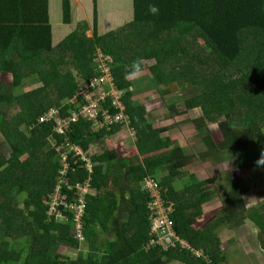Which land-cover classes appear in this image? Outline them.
<instances>
[{"label":"trees","instance_id":"16d2710c","mask_svg":"<svg viewBox=\"0 0 264 264\" xmlns=\"http://www.w3.org/2000/svg\"><path fill=\"white\" fill-rule=\"evenodd\" d=\"M66 2L63 20L70 24ZM149 4L158 6V14L148 12ZM132 10V20L115 31L100 35L95 14L92 38L86 36V29L77 30L52 45L48 0H0V74L13 79L12 84L0 82V136L4 140L0 147V264H226L218 229L242 226L244 218L259 229L264 246V201L245 210L243 198L251 186L264 184V168L254 164L264 150V0H132ZM98 48L115 60L111 71L120 80L118 90H125L120 100L136 137L138 155L149 156L141 161L138 155L121 159L115 150H108L91 158V170L77 156L69 158L65 169L54 159L51 137L85 147L97 144L110 131L96 130L93 120L80 116L60 133L54 120L42 119L56 107L60 119L79 110L73 101L79 102L75 96L80 83L73 70L80 67L90 80L95 75ZM137 58L144 71L151 73V86L172 89L166 91L169 102L185 99L190 108L201 110L202 115L191 123L205 155L229 164L221 180L229 188L230 199L214 220V229L193 226L202 213L197 207L207 200V182L180 192L167 184L188 174L180 169L190 157L159 137L165 129L153 128L144 107L131 100L128 88L135 80L124 79L125 66ZM35 81L42 84L18 100L14 91ZM54 94L65 102L55 103ZM232 96L243 108L235 106ZM117 113L115 109L113 115ZM206 121L217 125L220 142L202 134L207 132ZM244 122L254 131V140L239 142L238 130ZM123 126L118 123L111 132L116 134ZM3 148L7 155L2 154ZM235 169L247 170L249 176L238 177ZM162 170L167 175L157 182L165 204L171 202L166 214L176 236L170 237L175 244L170 242L163 249L157 242L149 243L160 232H151L157 215L150 209L152 198L140 189L144 177ZM84 182H89L90 192L84 195L85 223L77 228L84 236L80 241L70 223L77 212L71 203H79L83 195L76 186ZM58 185H63L64 202L57 205L59 214H49L48 202ZM28 186L36 187L28 193L25 206L34 208L18 217L13 213L17 196ZM116 212L127 214L125 221L118 220L117 228L110 224ZM100 231L113 233L106 252L99 251ZM81 243L88 247L86 258L80 253L73 259L56 252L60 245L74 249ZM6 247L10 250L4 251Z\"/></svg>","mask_w":264,"mask_h":264},{"label":"rangeland","instance_id":"374dc122","mask_svg":"<svg viewBox=\"0 0 264 264\" xmlns=\"http://www.w3.org/2000/svg\"><path fill=\"white\" fill-rule=\"evenodd\" d=\"M106 4L107 8L105 7V10H101H103L104 14L110 21H118V27L132 20V7L129 3L116 0L114 2H108ZM92 10L93 8H90L91 18L88 19L87 17V19H85L83 17L80 20L78 19V21L76 19L74 23L67 25V28L65 30L67 37L73 31H79L84 29H86V36H88L89 38L93 37L92 28L94 14H92ZM98 33L100 35H102L101 33H103V35L105 34L102 31H98ZM56 35H58L57 39L59 38V40L64 38V35H59V33ZM57 39L54 40L55 45L60 43ZM198 43H201V40H199ZM96 60H100V55H97ZM109 62L111 64H114L115 60L110 56ZM106 66L107 65L102 64L99 68L101 69V73L98 74L99 77H111L110 67L109 70H107L106 72H104L103 70ZM73 74L74 77L77 79L78 83H80V85H83V83L86 82V78L84 77L80 67H76L73 70ZM150 78L151 73L144 71L143 74L139 77V79H136L134 81L133 85L128 88V90L132 93L131 100L134 104L141 105L144 107L145 118L153 128L165 129V131L159 134V137H161L162 139H168L172 144V147H180L184 156L190 157L189 162L180 169L181 172H187L188 174L175 180H169L167 184H170L173 187L174 191L180 192L186 189L187 187L194 185L195 183H201L202 181L207 182L206 187L209 191L207 200L204 201L199 207H197L202 210V213L195 218L193 226L201 229L207 225L208 229H214L216 224L214 220L223 214V205L230 199V196L228 195L229 188L226 182L221 180V176H223V174L229 169V164L228 162H219V160L214 159V156L209 157L208 154L205 155V148L200 142V136L196 134V131L194 130V124L191 123L192 120L197 119L199 116L202 115L201 110L199 108H190L191 104L189 102L186 103L185 99H182L181 101H176L175 103L169 102V100H167L169 95L166 94V91H172V89L170 90L165 85L153 87L151 86V84H149ZM12 80L13 79L11 75L0 74V82L12 84ZM118 82H120V80L115 81L113 84H110L109 86L111 87V89L103 90V93L107 91L108 93H113L116 96L115 103L117 107L120 102V97L125 91L118 90ZM41 84L42 83L40 81H35L34 84L28 88H18L14 91V94L16 95L18 100H21L25 97L24 94L26 93V91L34 89L40 86ZM232 98L237 108H243V105L240 104L235 97L232 96ZM52 100L55 103L65 102L62 101V99L57 94L52 95ZM73 102L75 103V106L81 105V103L76 101L75 99ZM101 106L102 108L100 107L99 110L106 112L103 118L104 125H99L101 119L100 118L99 120H97V124L94 123V129H105L111 132L112 129H114L113 127L116 125V123L112 125L109 124V115L107 111H109L110 113H114L115 108L109 106V108H112L111 111L109 108H105V105ZM53 109L55 111L53 117L57 120H60L59 109L57 107ZM128 122L129 121L126 120L124 126L120 128L121 131H118L119 133L113 134L112 132H109L104 135L103 138H101V140H99L97 144L81 147L83 149V157H85V159L87 160H90V163L93 166L94 163L91 162V158L93 156L100 155L108 150H115L118 155V158H131L132 160V156L138 155V151L136 147V137L134 135V131L129 126H127ZM102 127L104 128L102 129ZM204 128L207 132L202 133L203 135H210L215 142H220L222 140L221 133L216 124H210L206 121V126H204ZM63 130H66L65 127H63ZM253 135L254 131H252L251 127H249V124L244 122L242 128L240 127V129L238 130V138H240L239 142L254 140ZM66 141L67 138L64 142L59 143L58 140L54 137L50 138L49 146L54 150V159H58L59 163L64 162L63 155L69 152V149L66 145ZM103 142L104 145L101 144ZM3 143L4 140L0 136V147L3 146ZM2 154L7 155V148L2 149ZM74 156V153L68 155V157L70 158H73ZM146 156L149 155L143 156L139 154L137 157L141 161ZM22 159H25V157H23ZM233 173L238 177L247 178L249 176L248 171L244 169H235ZM154 175L155 176L153 177L155 178V180L160 181L163 176L167 175V171L162 170L161 172H157ZM114 178L115 175H112L111 183L113 184V186L116 187V184L113 180ZM35 187L28 186L24 188V190L17 196V203L15 204L13 209L14 215L18 217H23L25 215H28L30 209L34 208L26 207L25 199L27 198L28 193L33 191ZM88 192H90V187L87 189V193ZM79 193L80 195L82 194V192L80 191ZM71 198H76V196ZM243 198L245 203V210H248L255 206L259 207L261 202L264 201V184H260L258 186H251L250 190L244 195ZM164 205L165 206H162V208H166L167 206H169L170 208L171 202ZM262 210H264V208ZM159 215L161 216L162 213L159 212ZM126 216L127 214L125 212H116L110 224L117 228L118 220L125 221ZM82 218L83 215L81 216L80 220L74 219V221L70 223L73 226H79V224L82 226V224L85 223ZM30 219H32V217ZM242 224V226H236L233 229H229L227 227H220L218 229V232L220 233V249L222 250L224 255L227 256L226 264H264V246L262 245L260 237L257 234V231H259V229L248 218H244ZM99 233H101L99 235H102V238H98L97 244L100 247H103V249H100L99 247V251L106 252L108 243L113 238V233L106 234L101 231ZM160 234L162 236V233ZM75 237L79 238L80 241H82V239L84 238V236L82 237V233H78V231L75 232ZM170 242L171 245L175 244L173 240H171ZM165 244H161L162 249L163 245ZM180 244H182L181 246H184L187 243L185 241H180ZM8 250H10L9 247H6L4 249V251ZM56 252L64 256H69L73 259L76 258V255L78 253L82 254L85 258L89 255L87 245H83L82 243L79 245V248L74 249L69 248L65 245H60L56 248Z\"/></svg>","mask_w":264,"mask_h":264},{"label":"built area","instance_id":"2783aa9c","mask_svg":"<svg viewBox=\"0 0 264 264\" xmlns=\"http://www.w3.org/2000/svg\"><path fill=\"white\" fill-rule=\"evenodd\" d=\"M100 60L96 62L99 64V68L101 67L102 64L107 65L103 70L104 72H106L107 70H109V67L111 68V63L109 62L110 56L106 55L102 52H100ZM111 71V69H110ZM106 84H113L112 83V77H99V78H95L92 80V82L90 84H86L85 88L82 89V93L84 95V97L86 98V100L88 101V105H84V106H80L79 110L77 111H72V115L68 118H64V119H60L57 120L55 119L54 116V109H52L51 111L48 112V114H45V116L43 117L42 120L45 121H50V120H54L57 123L56 126V131L60 132V133H64L63 127H69L70 124L72 122H77L79 120L80 116H83L85 118H88L90 120H93L95 124L98 123L97 120H99V115H98V104L97 102L101 99L104 101H107V99L111 100V104L112 107H114L115 109L118 110V113L113 115V113H110L109 111H107L108 115H109V119L108 122L110 125L116 123H126V120H128V116L124 113V105L119 102L118 107L116 106L115 103V95L113 93H108L107 91L103 93V90H106L105 85ZM94 90H96L98 93H96L98 96L95 98V94H94ZM107 97V98H106ZM106 108V107H105ZM111 109V108H109ZM104 111H102V115H101V119L99 122V125H104V121L103 118L105 116ZM124 119V120H123ZM129 121V120H128ZM129 123V122H128ZM128 126V125H127ZM60 128V129H59ZM104 128V127H102ZM66 145L69 149V152L67 154L63 155L64 158V162L61 163L63 165V167L66 169L69 168V158L68 155L71 153H74L75 156H77L79 158L80 161L85 162V167L87 169L92 168V165L90 163V160L85 159V157H83V152H82V148L78 145H74L73 143H71L70 141H66ZM92 162V161H91ZM63 174L65 173L64 171L62 172ZM90 187L89 182H84L83 184H78L76 186V188L82 192L83 196H79L78 198V204L74 205L75 203H71L73 206L76 207V220H80L81 216L84 213V208H85V194L87 193V189ZM63 189V185H58L56 190L57 192L53 195L52 200L50 202H48L50 208H49V214L51 213H57L56 210L58 209L57 205L62 201L61 195H60V190ZM141 190L142 191H146L150 197L152 198V201L149 202L150 205V209L155 210L156 215L151 223V232L152 233H157L160 232L161 234H158V239H153L151 238L149 240V243H154L157 242L159 244H165L163 245V248H167V245L170 243L171 239L170 237L174 236V233L172 232V228H171V220L169 219V217L166 214V210L170 209L169 206H167L166 208H162V206H165V202L166 200H164L160 194L161 188L158 186V182L151 176H146L144 177V179L141 182ZM71 205V206H72ZM171 207V205H170ZM162 208V209H161ZM159 212L162 213V215H159ZM59 214V213H57ZM61 216V215H60ZM82 226L79 224L78 228H81ZM176 237V236H174ZM187 245V244H185ZM188 247V245H187Z\"/></svg>","mask_w":264,"mask_h":264},{"label":"crops","instance_id":"0c3cea01","mask_svg":"<svg viewBox=\"0 0 264 264\" xmlns=\"http://www.w3.org/2000/svg\"><path fill=\"white\" fill-rule=\"evenodd\" d=\"M66 1L69 2L70 10H71V12H70L71 23L70 24L74 23V21L76 19L78 21V19L80 20L83 17L85 19H87V17H88V19L91 18L90 8H93V10H92V14H94L93 24L95 22L94 18H95V14H96L97 15V25L99 26L98 31H102L105 34H107L111 31H115L117 29V27L119 25L118 21H110L103 12V10H105L107 8L106 3L114 2L116 0H48V15H49V24L51 25L52 45H55L54 40L57 39L58 35H56V34H58V33H59V35H64V38L60 39L61 41L59 40V38L57 39L58 42L61 43L64 39L67 38L65 30L67 28V25H69V24L64 23V20H63L64 19L63 7L67 3ZM118 1H124L126 3H129L130 6L132 7V0H118ZM89 5H90V7H89ZM101 9H103V10H101ZM101 12H102V14H101ZM132 12H133V10H132ZM101 34H103V33H101ZM58 44H56V45H58ZM118 131L120 132L121 130L119 129Z\"/></svg>","mask_w":264,"mask_h":264},{"label":"clouds","instance_id":"9594fccd","mask_svg":"<svg viewBox=\"0 0 264 264\" xmlns=\"http://www.w3.org/2000/svg\"><path fill=\"white\" fill-rule=\"evenodd\" d=\"M148 12L150 14H153V15H156L158 14L159 12V8L157 5L155 4H149L148 5ZM97 50L99 51H96L95 52V62H96V57L97 55L100 54V52L106 54V55H109L111 56L110 54L104 52L102 49L98 48ZM112 57V56H111ZM101 69H99V64L96 62V65H95V75L90 79V80H86L85 83H83V85H80V88H79V91L77 92V96H75L76 99H79V102L81 103L80 106H84V105H88V101L86 100V98L84 97L83 93H82V89L85 88V85L86 84H90L92 82L93 79L95 78H99L98 74L101 73L100 72ZM143 71H144V68H143V62L140 58H137L136 60H134L131 64L129 65H126L125 66V74H124V79L126 81H133V80H136V79H139V77L143 74ZM110 74H111V77H112V83H114L116 80H115V77L113 76V73L112 71H110ZM105 88L106 90L107 89H111V87L109 86V84H106L105 85ZM96 93H98L96 90H94V94H95V98L98 96ZM79 96V97H78ZM81 97V98H80ZM107 98V97H106ZM121 98V97H120ZM105 100V99H104ZM104 100H99L97 102L98 104V115L101 116L102 115V110L100 111L99 108L102 106L101 105H106L108 104V106L112 107V104H111V100L110 99H107V101H104ZM121 102V100H120ZM122 103V102H121ZM126 114V113H125ZM117 124L114 126L116 127ZM129 126V125H128ZM255 166L257 168H264V150L261 151L259 157L256 159V161L254 162ZM77 228L78 226H75L74 230L77 231Z\"/></svg>","mask_w":264,"mask_h":264}]
</instances>
